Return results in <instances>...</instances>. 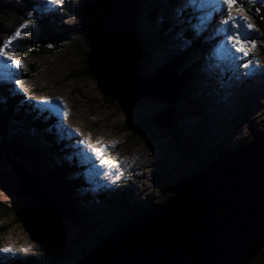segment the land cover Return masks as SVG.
I'll return each instance as SVG.
<instances>
[{
  "label": "rangeland",
  "instance_id": "374dc122",
  "mask_svg": "<svg viewBox=\"0 0 264 264\" xmlns=\"http://www.w3.org/2000/svg\"><path fill=\"white\" fill-rule=\"evenodd\" d=\"M102 1L104 0H63L58 7L46 5L43 0H0V44L7 41L22 24L29 22L28 27L21 29V37L14 40L7 49L14 54L16 60L21 61L22 67L5 68L3 62H0V85L11 84L9 92L12 95H27L26 100L19 103L17 112L24 118L32 119L27 122L28 125L35 121L50 124L48 129L36 130L30 127L24 133L12 132L8 138L9 143L17 149L20 148L22 154L31 149L36 152L40 149L33 144L47 140L46 135L54 136L55 144L66 151L59 156L51 150V158L57 162L61 159L71 162L74 167L71 169V177L87 184L84 189L82 186L77 188L75 196L80 197L84 193L94 196L108 191L110 194H107V198L112 195L122 202L121 206H116L105 201L90 200L86 208L85 204L79 202L78 207L89 217L86 221L83 220V215L66 209L75 214L79 223L72 219L39 214L26 220L20 219L6 234L0 235V248L12 250L7 253L0 252V264H13L30 257L36 258L38 264H76L84 250H90L98 244L96 241L99 236L112 233L118 224L127 223L134 215H139L150 207L164 205L170 196L172 184L201 172L215 163L221 157L220 153L237 150L264 131V73L261 82L259 81V91L255 94V110L251 112V101L248 108L246 104L247 95H252L253 91L249 80L264 67V34L245 8L243 12H233L232 15L237 18L244 16L254 26L255 31H248L243 26L244 20H237L241 24L238 31L242 39L256 41L255 47L247 46V55L236 51L227 41L228 33L224 31L222 23L227 18V11L218 0H203L202 6L187 9L184 8L182 0H139L140 16L136 25L140 41L142 47L152 51L150 57L142 63V75L156 76L169 63L191 53L182 68L188 67L192 78L188 79L180 100L174 105L172 128H161L154 117L167 110L170 104L156 98H142L122 104L101 92L91 73L72 76L87 67L89 30L102 12ZM244 2L247 3V0H241V3ZM38 4L41 6L39 13L34 11ZM249 5L257 7L254 13L260 14L257 9L264 7V0H256L255 5ZM30 12L31 16L28 15ZM45 18H51L58 28L71 36L62 41L61 46L56 47L53 53H28L41 35V21ZM164 21L170 22L171 30L168 34L160 35L161 23ZM213 25L223 31L216 37L223 36L218 42L210 41L211 36H215L211 29ZM226 28H230L232 32L237 31L230 24ZM200 38L207 41L208 45L203 51L199 50L201 52L198 55L190 49L192 41ZM233 55H236L235 60ZM221 56L227 57L228 62L229 58L232 59L229 67H233L234 72L229 75L239 73L236 82L240 93L235 100H231L229 108L230 114L238 115L237 119L234 117L224 120L223 116L226 118V115L208 104L214 99L212 95H216L215 87L221 89L231 78L222 77L220 80L225 72L219 71L220 76L216 73L212 75L211 72L206 75L195 68L200 59L208 61L211 58L215 66L219 65L222 62ZM246 64L248 67L243 66ZM252 70L254 73H251ZM195 71H199L206 78L210 77V80L200 79L203 87L193 88L188 92L190 82H197L195 76L199 73L197 75ZM17 79L23 82V90L16 86ZM198 82L201 83L199 80ZM188 96L194 101L189 102ZM46 100L51 103H41ZM58 101L62 103H59L61 106ZM202 103V111L198 112L197 106ZM217 103L224 102L218 100ZM188 107L197 111L187 115ZM212 116L220 117L215 120L218 124ZM184 119L195 123L201 120L203 124L187 125V135L180 134L175 128ZM205 122L213 124L214 127L210 129L209 125H204ZM13 124L14 127L27 126L23 122ZM20 131H23L22 128ZM72 144L77 150H72ZM89 144L104 149V158L114 166H101L99 159L87 148ZM48 146L49 141L45 148ZM82 151L89 152L95 158L96 164L93 168H87L90 159L84 163L82 156L79 158ZM53 160L46 159L43 166L52 165ZM0 163L3 165L1 161ZM117 168H124L125 171L120 172ZM3 178H0V206L13 203L20 196L15 189L16 178L8 175ZM14 213L18 215L19 210ZM7 220L12 221L13 218ZM7 220L0 210V224ZM21 249L24 251L21 252ZM259 262L264 264V259Z\"/></svg>",
  "mask_w": 264,
  "mask_h": 264
},
{
  "label": "water",
  "instance_id": "95a60500",
  "mask_svg": "<svg viewBox=\"0 0 264 264\" xmlns=\"http://www.w3.org/2000/svg\"><path fill=\"white\" fill-rule=\"evenodd\" d=\"M138 8L139 0L103 1L89 30L86 66L99 90L119 103L156 98L170 104L154 120L172 128L184 76L167 67L142 75ZM15 189L43 208L40 216L79 223L31 171L23 170ZM263 250L264 131L185 178L164 205L105 235L76 264H250Z\"/></svg>",
  "mask_w": 264,
  "mask_h": 264
},
{
  "label": "trees",
  "instance_id": "16d2710c",
  "mask_svg": "<svg viewBox=\"0 0 264 264\" xmlns=\"http://www.w3.org/2000/svg\"><path fill=\"white\" fill-rule=\"evenodd\" d=\"M103 2V1H102ZM241 7L246 9V12L254 18L256 21L258 27L261 29L262 33L264 34V7L259 10L260 14L254 13L256 11L255 6H250L248 3H241ZM65 10L68 11V9L65 8ZM139 14L137 12V20L139 18ZM57 23H53L51 18H45L41 21V35L37 37V41L34 43L33 47L28 53L32 54H44V53H53L56 50V47H60L62 41H64L66 38H69L71 35H69L67 32H64L61 28H58ZM162 27L160 28L159 34L165 35L168 34L171 28L169 27L170 22L164 21L161 23ZM188 32V31H187ZM187 32L185 35H187ZM207 34V33H206ZM69 36V37H68ZM141 43V41H140ZM208 45L207 41H204L203 38L194 40V43L192 41V47L191 51L195 54H198L201 52L199 50L205 49V46ZM40 46V48H39ZM34 47H38V49H34ZM203 49V50H204ZM58 50V49H57ZM202 50V51H203ZM189 52V51H188ZM152 51L149 49H145L142 47L141 43V69H142V63L146 59H148L151 55ZM263 53H264V47H263ZM189 53L187 56H181L179 59H176L172 63H169L167 65V68L174 70L176 72H180L184 76V83L185 87L188 84V79L192 78V73H190V69L188 67H184V63H186L190 57ZM90 74V71L87 67H85V70L78 71L76 73H73L72 76H82ZM34 76V75H33ZM33 76H28V78H32ZM184 87V88H185ZM11 88L10 84L0 85V161L3 165L0 167V178H3V176H14L16 180L18 177L22 174L23 170L27 169L31 171L33 174H36L39 181L46 186L48 189L49 195L57 200L60 205H62L64 208L69 209L77 215H83V220L89 219L88 215H86V212L81 211L79 206L83 203L85 204V207H88L89 203L92 201H105L108 203H113L116 206H121L122 202L119 201L120 199H117L114 196H110L107 198V193H98V195H92L90 193H84L82 196L78 197L74 195V192L77 188H86L87 184L84 183L83 180L76 179L74 177H71V169L74 168L71 166V162L61 159L59 162L54 161L51 158L50 151L58 153L57 155L60 156L61 152L65 153L66 149H61L59 145L55 144V137L54 136H45L47 137V140L41 141V143L33 144L34 147H37L40 149L39 151L35 150L26 151L23 152V154L20 152V148L17 149L14 147V145L10 144L8 141V138L12 132H23L27 128L32 127L33 129H48L50 127V124L45 121H35L31 125H28L27 122L31 121V118H24L22 114H18L17 109L19 106V103L21 101L26 100V96L22 93L14 94L9 92V89ZM29 96V95H28ZM32 114H36V112H32ZM45 115V114H42ZM53 121V119H51ZM14 122L20 123L23 122L27 124V126H20V127H14ZM141 128V126H139ZM20 128H22L23 131H20ZM51 137V138H50ZM54 139V140H53ZM50 142V146L46 147V143ZM62 144V141L61 143ZM224 153H220V156H223ZM53 160L51 163H53L50 166H43L45 163V160ZM73 160V159H72ZM74 160L75 157H74ZM73 160V162H74ZM204 170V169H203ZM202 171V170H201ZM194 175V174H193ZM187 178V177H186ZM4 179V178H3ZM10 179V178H9ZM185 179V178H184ZM182 181L176 182L170 186V196L165 200V203L171 198L173 195L175 189L181 184ZM78 201V202H77ZM112 201V202H110ZM118 201V202H117ZM19 206V207H18ZM160 206V205H157ZM79 208V209H78ZM151 208H148L145 210V212H141L139 215H134L133 218L130 220L139 219L142 217L146 212H148ZM0 210L2 214L7 219L13 218L12 221H5L0 224V235L6 234L16 222H18L20 219H29L30 217L36 215L39 212H44L43 208L39 205H37L35 202H33L30 199H27L24 196H19L17 201L13 203H5L2 206H0ZM19 210L18 215H15V211ZM83 212V213H82ZM21 213V214H20ZM20 216V217H18ZM127 221L121 224H118L116 228H114L112 231H116L119 229L126 228L127 224L130 222ZM104 236H99L97 243H100L103 240ZM88 250H84L81 253V257L84 256ZM44 258V257H43ZM46 259V258H44ZM264 259V250L250 263V264H260V260ZM39 262L36 258L30 257L28 260L25 261H16L13 264H38Z\"/></svg>",
  "mask_w": 264,
  "mask_h": 264
},
{
  "label": "bare ground",
  "instance_id": "6f19581e",
  "mask_svg": "<svg viewBox=\"0 0 264 264\" xmlns=\"http://www.w3.org/2000/svg\"><path fill=\"white\" fill-rule=\"evenodd\" d=\"M197 2H198V5H199V7L200 6H202L203 4H204V1L201 3V0H197ZM182 3L184 4L185 3V0H182ZM198 17H201V16H198ZM142 19H143V16H142ZM197 21V20H196ZM221 27V26H220ZM212 34L213 35H215V36H211V40L210 41H212V40H214L216 37H219V35L223 32V31H221V29H219V27L218 26H216V25H213L212 26ZM223 29V28H222ZM223 38V36H220V38H216L215 40L216 41H220L221 39ZM215 42V41H214ZM232 58H234V60H235V58H236V55H233L232 56ZM221 60H222V62L219 64V65H214V60L213 59H209L208 61H204V60H202V59H200V60H198V62L196 63V65H195V68H198L199 70H200V72H203V73H205L206 75H209L210 73L209 72H211V74L212 75H214L215 73L218 75V76H220V74H219V71H222V72H224L225 71V68H226V66H227V57H223V56H221ZM202 63H204V66L205 67H202ZM252 65V64H251ZM255 66V65H254ZM254 66H252V67H254ZM261 69H262V67H261ZM256 71V70H255ZM200 72L199 71H195V73L198 75V73H199V75L198 76H195L196 78H197V82H192V83H194V84H191V82H190V86H188V92L189 91H192L193 90V88H197V89H201L202 87H203V85H202V82H201V80L200 79H202V80H206V79H208V80H210V77L209 78H206V77H204V76H202L201 74H200ZM251 73H254V70H252V72ZM263 73H264V67H263V69L260 71V73H255L251 78H250V85H251V87L253 88V91H252V95H247V108L249 107V102L251 101L252 102V110H251V112L252 111H254L255 110V107H253L254 105H255V101H254V99H255V94L259 91V81H260V79H261V77H263ZM224 75V74H223ZM221 76L220 77V80L221 79H223L222 77H226V78H231V80L229 81V82H227V83H225L224 85H223V87L220 89V88H217V87H215L216 88V90H214L215 91V93H216V95H212V97L214 98V99H212V102H209L208 104L209 105H211V107L212 108H214V110H218V111H221L222 113H224V115H226V118H225V116H223V119L224 120H228V119H233L234 117H235V119H237V114H234V113H232V114H230V110H229V108H230V102H231V100H233L234 98H236L237 97V95L240 93V92H238V85H237V82H236V80L237 79H239V73L238 72H236V73H234V74H232V75H229V74H227V75H224V76ZM261 75V76H260ZM198 80L201 82L200 84L202 85L201 87H200V84H199V82H198ZM219 80V81H220ZM249 81H248V84H249ZM261 82V81H260ZM215 83V82H214ZM214 83H212V84H214ZM217 85V84H216ZM196 90V89H195ZM241 92H242V87H241ZM244 91V90H243ZM195 92V91H194ZM205 96V95H204ZM208 96V95H207ZM197 97V96H196ZM57 99V98H56ZM61 99V98H60ZM58 100H59V98H58ZM62 100V99H61ZM60 100V101H61ZM191 100L192 101H194L191 97H189L188 96V101L189 102H191ZM218 100H221L222 102H224V103H217L218 102ZM235 100V99H234ZM60 101H58V105H60L59 103H61ZM154 102V101H153ZM188 102V103H189ZM200 102V101H199ZM203 102V101H202ZM239 102V101H238ZM137 103V102H136ZM62 104V103H61ZM139 105V104H138ZM61 106V105H60ZM146 106V105H145ZM151 106V105H150ZM136 107V106H135ZM156 107V106H155ZM148 108H149V106H148ZM186 108V107H185ZM189 108V107H188ZM202 108H203V103L202 104H200V105H198L197 106V110H198V112H201L202 111ZM141 109H142V107H141ZM158 109V108H157ZM238 109V108H237ZM149 110H151V109H149ZM182 110H184V109H182ZM197 110H193V109H190L189 108V110H186V113H188L187 115H189V114H193V113H195V111H197ZM209 110V109H208ZM148 111V110H147ZM181 111V110H180ZM205 114V113H204ZM179 115H180V113H179ZM183 115V114H182ZM176 117V116H175ZM199 117V116H198ZM220 117H222V115H220ZM219 116H212V119L214 120V122L216 123V124H218V122H216L215 120L216 119H219L220 118ZM228 117V118H227ZM194 118V117H193ZM238 119H239V117H238ZM190 120V119H189ZM188 119H184L183 120V122L182 123H180V124H178V127L176 126V128L175 129H178V131H176V132H178V133H180V134H185V135H187V125H191L192 123L193 124H203V122L200 120V121H196V123L194 122V121H189ZM215 124V125H216ZM204 125H209L210 126V129L211 128H213L214 126H213V124H211V123H209V122H205L204 123ZM207 133H209V131L207 132ZM76 134V133H75ZM75 134H72V135H75ZM179 135V134H178ZM184 135V136H185ZM207 135V134H206ZM183 136V137H184ZM72 137V136H71ZM177 137V136H176ZM72 146V150H77V148L72 144L71 145ZM81 154V153H80ZM85 155H87L86 157H85ZM90 153L89 152H85V151H82V154L81 155H79V158H80V156H82L81 158L83 159V162L84 163H86V160L87 161H89V159H90V165H88V167L87 168H93V166L96 164L95 163V158L93 159V156L92 155H90ZM82 162V161H81ZM82 162V163H83ZM123 167V166H122ZM126 167V166H125ZM117 170L118 171H125L124 170V168H120V169H118L117 168ZM126 173V172H125ZM125 177V176H124Z\"/></svg>",
  "mask_w": 264,
  "mask_h": 264
},
{
  "label": "snow or ice",
  "instance_id": "6c2138e0",
  "mask_svg": "<svg viewBox=\"0 0 264 264\" xmlns=\"http://www.w3.org/2000/svg\"><path fill=\"white\" fill-rule=\"evenodd\" d=\"M203 2V0H201V3ZM43 3L46 5H56V6H60L63 3V0H43ZM218 3L222 4V6L224 8H226L227 11V18L224 19L222 21V23L224 25H231V28L237 29V31L232 32L230 28H225L224 31L226 33H228L227 35V41L230 43L232 48H235L236 51L240 52V53H244V55L248 54V50H247V46L251 45L252 47L256 46V41L255 40H251V39H242L241 33L238 31V29L241 27V24L237 23V20H244V27L248 30V31H255L254 26L249 23L247 21V18L244 16H240L239 18H237L236 16H233L232 13L233 12H243L244 8L240 6L241 0H218ZM248 4H253L255 5L256 0H247ZM40 5L38 4L36 6V8L34 9V11H37L39 13L40 11ZM198 4H197V0H185L184 3V8H197ZM45 11H47V9H44ZM257 11H259V9H257ZM29 16L32 15V13L30 12L28 14ZM29 22L26 21L24 24H22L20 26V28H18L9 38L7 41H4L2 44H0V62H3L4 67L7 68L9 66L19 69L22 67V63L19 60H16L14 58V54L9 53L7 51V49L10 47V45L12 44V42L18 38L21 37V29L28 27ZM194 43V40H193ZM244 67H248V65H244ZM15 84L17 87L22 89V84L23 82L20 80H15ZM23 90V89H22ZM30 99V98H29ZM41 103H51L50 100H46V101H41ZM81 143H84L83 141H81ZM87 148L89 149L90 152L93 153V155H95L97 157V159H99L101 166H114L110 164V161H108L107 159L104 158V149L102 148H98V147H93L92 145H87ZM118 178V177H117ZM12 251L10 248H0V252H10ZM21 252H23L24 250L21 249Z\"/></svg>",
  "mask_w": 264,
  "mask_h": 264
},
{
  "label": "clouds",
  "instance_id": "9594fccd",
  "mask_svg": "<svg viewBox=\"0 0 264 264\" xmlns=\"http://www.w3.org/2000/svg\"><path fill=\"white\" fill-rule=\"evenodd\" d=\"M11 85V84H10Z\"/></svg>",
  "mask_w": 264,
  "mask_h": 264
}]
</instances>
